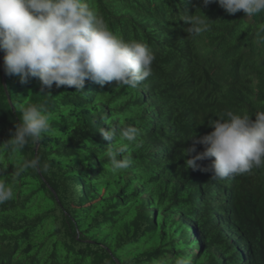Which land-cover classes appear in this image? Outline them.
<instances>
[{"label":"trees","instance_id":"16d2710c","mask_svg":"<svg viewBox=\"0 0 264 264\" xmlns=\"http://www.w3.org/2000/svg\"><path fill=\"white\" fill-rule=\"evenodd\" d=\"M88 2L151 46L152 74L136 89L86 81L83 93L55 85L42 91L38 78L22 84L6 75L0 50V144L20 122L19 104L43 105L56 131L14 158L0 156L15 192L0 205V264H175L178 256L264 264V167L213 179L186 168L184 151L227 111L253 120L264 111V12L229 15L203 0ZM195 14L211 28L193 38L184 17ZM128 123L143 143L125 154L129 168L114 174L99 132ZM196 148L192 156L204 151ZM36 157L47 171L20 172Z\"/></svg>","mask_w":264,"mask_h":264},{"label":"clouds","instance_id":"9594fccd","mask_svg":"<svg viewBox=\"0 0 264 264\" xmlns=\"http://www.w3.org/2000/svg\"><path fill=\"white\" fill-rule=\"evenodd\" d=\"M212 3L229 15L243 11L245 18L264 12V0H203L204 7ZM204 17H184L190 25L188 36L194 38L210 30L211 20ZM258 27L264 32V24ZM122 33L127 36L121 38ZM0 50L5 53L6 75L18 76L22 84L38 78L42 91L55 85L75 88L76 93H83L86 81L101 87L115 82L118 87L136 89L152 74L156 56L137 33L123 25L113 27L88 0H0ZM16 111L20 122L10 130L11 138L0 144V156L8 153L9 158H14L29 141L37 143L43 135L56 134L51 125L54 114L43 105L19 104ZM252 117L227 111L209 122L214 130L199 139L193 136L192 146L184 150L185 156L191 157L185 160L186 168L212 172L213 179L223 180L264 167V111H258L255 120ZM142 126L141 131H146L150 123ZM99 133L109 142L102 156L107 158L111 171L116 174L128 169L131 161L125 154L142 146L140 130L128 123L117 131L108 124ZM197 145H203L204 151L192 156ZM205 160L212 161L207 168L198 163ZM25 169L47 171L48 165L36 157L23 162L20 172ZM6 172L7 167L0 163V205L15 197L12 184L3 179ZM175 264L195 262L191 257L178 256Z\"/></svg>","mask_w":264,"mask_h":264},{"label":"bare ground","instance_id":"6f19581e","mask_svg":"<svg viewBox=\"0 0 264 264\" xmlns=\"http://www.w3.org/2000/svg\"><path fill=\"white\" fill-rule=\"evenodd\" d=\"M213 113V112H212Z\"/></svg>","mask_w":264,"mask_h":264}]
</instances>
